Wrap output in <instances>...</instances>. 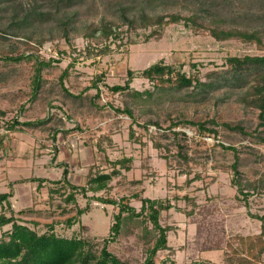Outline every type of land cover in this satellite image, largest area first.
I'll return each instance as SVG.
<instances>
[{
	"label": "rangeland",
	"instance_id": "rangeland-1",
	"mask_svg": "<svg viewBox=\"0 0 264 264\" xmlns=\"http://www.w3.org/2000/svg\"><path fill=\"white\" fill-rule=\"evenodd\" d=\"M213 1L225 15L249 24H256V16L264 11L258 7L260 0ZM88 2L85 10L89 15L99 16L104 11V0ZM5 8L0 10V25L10 20ZM154 28L126 31L123 27V44L118 47L113 42L112 50L99 56L89 54L82 37L72 43L64 38L46 41L38 53L56 61L43 70V85L35 98L32 61L0 60V133L13 117L21 121L46 119L40 126L25 127L0 141V193L11 192L15 215L38 231L53 224L57 234L85 237L95 247H101L109 236L118 207L94 199V194L117 200L127 197L137 210L143 197L161 199L171 204L162 212L161 223L172 229L168 236L170 248L159 251L157 263L169 258L168 264H227L225 243H221L222 249L204 247L214 246L223 234L228 239L260 232L261 221L251 214H264V193L252 190L246 206L233 182L232 168L238 157V170L244 180H259L264 175V142L259 139L264 136V126L260 125L258 110L245 107L236 100L235 93L230 96L232 90L228 88L210 92L193 87L155 90L151 81L137 76L131 88L149 90L152 95L130 98L126 92H113L110 86L125 83L127 68L141 71L158 61L188 73L199 69L205 79L211 70H225L228 56L263 52L254 44L196 34L183 22L150 35ZM18 39L0 37V49L13 48L15 54L27 50ZM65 68L69 74L62 85L60 75ZM98 75L103 76L98 81L101 92L96 95L92 83ZM126 102L136 121L113 109L123 108ZM185 119L213 120L216 123L207 126L217 133L200 134L197 125L179 124L170 129L173 122ZM238 125L245 132L233 129ZM56 129L59 131L53 139ZM156 142L161 146L157 147ZM222 143L237 150L226 149ZM179 150L191 157L188 163ZM123 158L129 159L124 163L128 168L121 163L114 165ZM65 167L70 181L79 186L88 187L90 175L98 172H111L112 177L106 189L97 193L88 190L86 194L77 191L76 201L68 202L65 194L69 187L54 183L62 180ZM34 177L47 181L38 186V181L30 180ZM56 188L60 192L50 193ZM78 209L85 211L77 214ZM1 212L11 214L6 202L0 203ZM73 216L76 218L70 222ZM140 220L124 225L122 233L109 243V250L129 260V264H140L146 258ZM147 224L152 227L150 222ZM10 228L11 224L0 226V238Z\"/></svg>",
	"mask_w": 264,
	"mask_h": 264
},
{
	"label": "trees",
	"instance_id": "trees-1",
	"mask_svg": "<svg viewBox=\"0 0 264 264\" xmlns=\"http://www.w3.org/2000/svg\"><path fill=\"white\" fill-rule=\"evenodd\" d=\"M104 11L100 15H89L85 6L88 0H0V10L6 7L9 10V23L1 22L0 37L19 38L18 41L25 44L27 50L20 53H13V48H1L0 60L32 61L33 75L31 78L32 98H35L43 85L42 72L45 68L53 65L55 58L41 57L38 51L46 41L55 38H64L68 43L76 37L84 38L86 49L91 56H99L110 52L111 43L117 46L123 44L124 30H136L139 28L155 27L150 35L159 32V28L183 22L194 33H207L219 41L239 40L244 43L254 44L262 54H245L243 56L233 55L227 57L228 67L225 70H211L205 74V79L201 77L199 69L193 72L176 69L172 64L158 61L145 67L141 71L127 68V78L124 84H114L110 86L113 92H126L128 97L152 95L149 90L138 91L131 88V82L137 76L148 79L153 83L155 90L171 88H198L201 91L210 92L228 88L232 90L230 96L236 94V100L245 107L258 110L260 125L264 126V11L256 16V24L241 22L238 18L225 15L217 3L213 0H104ZM211 4H206V3ZM26 3L29 7L26 6ZM190 3L192 6L188 7ZM259 8H264V0L258 3ZM94 6L97 7L96 1ZM5 8V9H6ZM187 10L188 12H184ZM87 14V15H85ZM89 15V16H88ZM245 16L247 14L245 13ZM0 18H2L0 16ZM41 24V27L38 26ZM118 41V42H117ZM193 66H196L194 64ZM69 70L65 68L60 75V83L64 85ZM103 75H98L92 85L97 88L96 95L101 90L98 81ZM116 113H126L136 121L133 110L128 102L123 108H113ZM46 119L21 121L18 117L4 123V131L0 133V141L12 135V132L24 131L25 127H37L43 124ZM159 125L158 122H151ZM208 123L215 124L213 120L193 121L190 119L179 120L171 124L197 125L198 132L217 133ZM148 125V124H147ZM243 132L242 126H235ZM59 129L53 133L56 137ZM131 135L135 134L133 127L130 128ZM177 133V132H175ZM185 133V132H183ZM264 142V136H259ZM157 147L161 146L158 142ZM226 149L237 150L235 146L221 144ZM182 151V146H179ZM179 152L184 161L188 163L191 157L187 152ZM128 158L117 160L114 165L121 163L128 166L125 161ZM238 157L232 164L235 177L234 184L237 186L239 194L243 195L245 205L249 206L248 197L254 192L264 193V175L259 180L246 181L238 170ZM117 169L114 170V173ZM69 171L65 167L62 180L54 181L62 184L61 187H69L66 201H76V192L82 191L86 194L88 190L95 193L108 187V182L112 177L111 172H98L91 174L89 186H79L68 178ZM30 180L38 181V186L47 181L45 178L34 177ZM61 189H50L52 192H60ZM66 192V191H65ZM64 194V193H63ZM11 192L0 193V203L6 202L7 208L11 212L7 215L0 213V226L11 224V228L4 231L0 238V264H129V260H123L120 256L109 250V243L119 236L124 225L133 224L132 220H140L143 225L142 231L144 243L146 244V258L140 264H168L169 258H164L160 263L156 262V256L161 250L169 249L168 236L172 227L161 223V214L164 210L171 208L170 203H165L161 199L149 197L141 198L142 206L137 210L132 206L127 197L119 200L115 198H105L94 194L92 197L101 202L112 204L118 207V212L114 214V220L110 227V234L104 238L101 247H95L89 239L80 236H61L54 230V225L49 224L48 229L43 232L28 225V221L15 215L11 207ZM85 210L78 209L77 214H82ZM26 212L21 210L20 213ZM260 219V232L250 235L236 234L232 238L223 237L216 239L215 245L204 247L206 249H222L221 243H225V254L227 264H262L264 256V214H251ZM73 216L69 221L72 222ZM148 222L152 227L148 226ZM38 225L37 222H34ZM223 230V229H222ZM224 233V230H223ZM208 243H212L208 239ZM208 245V244H207ZM170 264H176L171 262Z\"/></svg>",
	"mask_w": 264,
	"mask_h": 264
}]
</instances>
